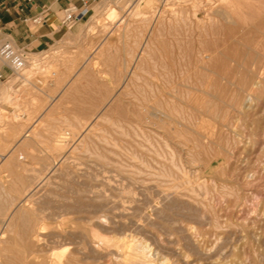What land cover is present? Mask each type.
I'll list each match as a JSON object with an SVG mask.
<instances>
[{
  "label": "rangeland",
  "instance_id": "1",
  "mask_svg": "<svg viewBox=\"0 0 264 264\" xmlns=\"http://www.w3.org/2000/svg\"><path fill=\"white\" fill-rule=\"evenodd\" d=\"M111 1L93 3L86 19L70 30L63 27L60 20V35L47 47L35 50L23 45L30 60L35 62V69L27 65L20 77L12 76L7 82H0V138L4 141L12 135L11 129L18 130L15 135L18 137L10 139L11 143L5 149L0 142V154L6 158L15 147L19 149L27 144L20 162L30 163L25 170H17L16 175H21L19 178L0 167V180L5 183V188H9V193H13L10 196L17 198L18 193L14 192L20 191L19 198L10 204L6 213L12 215L15 207L21 208L22 204L25 211L35 208L36 215L42 216L37 230H42L40 234L45 237L41 238L39 234L38 238L43 242L28 247L25 252L28 258L23 259L19 254L23 244L1 225L3 218L0 217V237L3 239V242L0 240L3 253L0 252V262L29 264L33 260L39 263L52 257L51 253L58 251V255H63L65 251L63 253L62 249H67L66 253L75 249L83 264H106V261L110 264L119 258L122 261L128 252L137 251L141 256V253H147L152 259L149 261L147 254L146 259L153 264L154 258L160 264H264V0H147L145 6L144 0L139 6L136 4L139 0H123L119 7ZM108 8H114V15L109 14ZM202 55L207 58L203 59ZM52 63L57 67L49 66ZM194 63L199 64L194 68ZM52 69L57 73L54 78ZM61 76L62 80H59ZM203 76L209 78L201 79ZM252 80L262 82V85L260 83L256 88L251 85ZM169 81L173 87L167 85ZM148 85L154 88L149 89ZM159 86L163 92L167 88L165 94L168 93L172 101H178L177 106H183V111H179L182 115L174 119V126L179 125L180 133L175 134L176 139L156 128L148 114L152 113ZM149 90H155L154 99ZM181 91L192 93H188L191 95L188 101V94ZM240 92L246 93H241L243 96L249 95L252 101L246 111L248 118L234 102L236 93L238 96ZM140 97H144L146 103L143 100L141 104ZM215 100H219L217 105ZM206 107L208 111L213 109L210 114ZM146 109L148 112H144ZM199 117L205 120L200 118L199 121ZM181 119L189 122L186 121V125ZM195 122L210 124L209 127L203 125L204 130ZM207 129L209 133L206 135L203 131ZM63 131H69L68 140L61 143V150L51 151L50 145ZM83 144H86L84 149ZM98 152L102 157L97 156ZM95 154L97 158L93 156ZM165 167L171 171L163 169ZM99 189L104 193L101 190L97 193ZM76 191L81 194H75ZM0 204L4 206V203ZM58 206H63L66 213ZM70 206H82L86 211L74 214L67 211ZM99 214L105 217H99ZM46 216L50 218L46 219ZM75 218H78L76 222L73 221ZM85 224H91L92 235H97L94 238L99 242L93 245L94 251L88 255H82L79 250L84 242L80 228ZM22 225L19 222L15 230H22ZM104 235L108 239H103ZM114 235L119 238L115 236L113 240ZM121 236L123 246L119 244ZM105 238L112 243L109 251L102 249ZM109 238L115 241V247ZM134 239L142 242L135 245ZM143 242L147 248L143 247ZM135 247L139 250L134 251ZM3 249H7L5 257ZM107 252L115 253L110 256ZM137 255L134 261H139L140 255Z\"/></svg>",
  "mask_w": 264,
  "mask_h": 264
},
{
  "label": "bare ground",
  "instance_id": "2",
  "mask_svg": "<svg viewBox=\"0 0 264 264\" xmlns=\"http://www.w3.org/2000/svg\"><path fill=\"white\" fill-rule=\"evenodd\" d=\"M143 0H139L138 1V3H136L137 5L140 3V2H142ZM122 2H123V0H112L111 1V3H113L115 6L117 5H119V4H122ZM126 2V1H125ZM147 0H144V5L143 6H145L146 4H147ZM139 6V5H138ZM142 6V5H141ZM119 7V6H118ZM121 7H122V5H121ZM224 8V7H223ZM235 8V7H234ZM139 9V8H138ZM225 9H227V8H225ZM108 10L110 11V13L109 14H113L114 15V13L113 12H115L114 11V8L112 9V8H108ZM108 10H107V12H108ZM106 12V11H105ZM116 14V13H115ZM137 14V13H136ZM232 14H233V12H232ZM232 14H230V15H232ZM233 16H235V15H233ZM234 19H235V17H234ZM96 22V21H95ZM94 22V23H95ZM227 23V22H226ZM204 27V26H203ZM229 29V28H228ZM149 34V33H148ZM235 37V36H234ZM146 39V38H145ZM260 40V39H259ZM145 42V41H144ZM163 43V42H162ZM146 44H147V42H146ZM201 44V43H200ZM141 45V44H140ZM143 45H144V43H143ZM142 45V46H143ZM139 46V45H138ZM141 46V47H142ZM162 46V45H161ZM139 48V47H138ZM137 48V50H139ZM161 49H162V47H160ZM142 49H143V47H142ZM163 50H164V48H163ZM141 51V50H140ZM144 51V50H143ZM198 51V50H197ZM202 52H203V50H201ZM136 53V52H135ZM138 53H139V51H138ZM199 53V56H200V52H198ZM212 53V52H211ZM217 53V52H216ZM135 55H137V53L135 54ZM134 55V56H135ZM140 55H141V52H140ZM204 55V54H203ZM202 55V56H203ZM133 56V55H132ZM131 56V57H132ZM138 56V55H137ZM136 56V57H137ZM195 56H196V54H195ZM211 56V55H210ZM262 56V55H261ZM130 57V58H131ZM140 57V56H139ZM197 57V56H196ZM206 57V56H205ZM205 57L203 56L202 58L203 59H205ZM258 57V56H257ZM198 58V57H197ZM201 58V57H200ZM207 58V57H206ZM222 58V57H221ZM220 58V59H221ZM224 58V57H223ZM87 59H88V57H87ZM86 59V60H87ZM132 59H135V57H132ZM193 59V58H192ZM258 59H261V58H258ZM53 60V59H52ZM83 60V59H82ZM162 60V59H161ZM198 60V59H197ZM199 60H201V59H199ZM224 60V59H223ZM53 61H55V60H53ZM85 61V60H84ZM132 61V60H131ZM141 61V60H140ZM173 61V60H172ZM196 61V60H195ZM204 61V60H203ZM209 61V60H208ZM87 62V61H86ZM135 62H137L136 60H135ZM85 63V62H84ZM89 63H90V61H89ZM143 63V62H142ZM175 62H171L170 64L171 65H173ZM33 64H35V62L33 63L32 62V60H30L29 59V63L27 64V65H31L30 66V68H34V65ZM58 64V63H57ZM86 64V63H85ZM132 64V63H131ZM138 64V63H137ZM195 64V63H194ZM199 64V63H198ZM197 64V65H198ZM202 64H203V66H204V64L205 63H203L202 62ZM213 64V63H212ZM219 64V63H218ZM227 64V63H226ZM48 65V64H47ZM89 65H91V63L89 64ZM130 65V64H129ZM175 65V64H174ZM193 65V64H192ZM191 65V66H192ZM196 64L193 66L194 68H195V66H197ZM207 65V64H206ZM220 65H222V64H220ZM49 66H51V67H53V68H56L57 67V65L55 64V63H52L51 65H49ZM82 66V65H81ZM155 66V65H154ZM214 66H216V65H214ZM134 67V66H133ZM174 67V66H173ZM221 67V66H220ZM219 67V68H220ZM168 68V67H167ZM199 68V67H198ZM215 68V67H214ZM35 69V68H34ZM34 69H32V70H34ZM48 69V68H47ZM168 69H170V65H169V68ZM174 69H176L175 67H174ZM231 69V68H230ZM42 70V69H41ZM53 70V69H52ZM51 70V71H52ZM130 70H131V68H130ZM130 70H128V71H130ZM177 70V69H176ZM175 70V72H177ZM193 70V69H192ZM53 71H55V73L54 72H51V74L53 75V78H54V75L55 74H57L56 73V69L55 70H53ZM85 71V70H84ZM161 71V70H160ZM166 71V70H165ZM188 71V70H187ZM191 71V70H190ZM218 71V70H217ZM34 72H36V71H34ZM58 72V71H57ZM82 72V71H81ZM132 72V71H131ZM140 72H143V71H140ZM162 72V71H161ZM163 72H164V69H163ZM50 73V72H49ZM133 73V72H132ZM136 73V72H135ZM165 73V72H164ZM194 73V72H193ZM222 73V72H221ZM225 73V72H224ZM58 74H61V73H58ZM80 74V73H79ZM137 74V73H136ZM142 74H144V73H142ZM165 74H167V73H165ZM197 75H198V73H196ZM207 74V73H206ZM157 75H159V74H157ZM168 75V74H167ZM166 75V76H167ZM170 75V74H169ZM175 75V74H174ZM186 75V74H185ZM185 75H184V78H185ZM202 75V74H201ZM47 76V75H46ZM56 76V75H55ZM58 77H59V75H57ZM79 76V75H78ZM162 76V75H161ZM171 77H173V75H170ZM169 76V77H170ZM179 76H180V79H181V75L179 74ZM187 76H188V74H187ZM193 76V75H192ZM19 77H20V75H19ZM32 77V76H31ZM157 77V76H156ZM156 77H155V79H156ZM163 77H165V76H163ZM162 77V79L163 80H165V78H163ZM189 77V76H188ZM29 78V77H28ZM167 78H168V76H167ZM200 78V77H199ZM205 77L203 76V78L201 77V79H204ZM207 79L209 78V76H207L206 77ZM205 78V79H206ZM211 78V77H210ZM151 79V78H150ZM159 79V78H158ZM170 78H168L167 80H169ZM171 79H173V78H171ZM176 79H177V77H176ZM186 79V78H185ZM185 79H183V77H182V80L184 81ZM198 79V78H197ZM200 79V80H201ZM216 79V78H215ZM218 79V78H217ZM250 79V78H249ZM248 79V80H249ZM21 80H24V77H22L21 76ZM58 80V79H57ZM59 80H62V76H61V79L59 78ZM124 80V79H123ZM160 80V79H159ZM159 80H158V82L157 83H159ZM174 80V79H173ZM179 80V79H178ZM182 80H180L181 82H182ZM187 80V79H186ZM185 80V81H186ZM200 80H199V82H200ZM231 80V79H230ZM162 80H160V82H161ZM171 81V80H170ZM170 81L168 82V84L167 85H169V83H170ZM191 81V80H190ZM189 81V82H190ZM207 81V80H206ZM213 81V80H212ZM215 81V80H214ZM232 81V80H231ZM173 82V81H172ZM193 82V81H192ZM191 82V83H192ZM195 82V81H194ZM65 83V82H64ZM68 83V82H67ZM91 83V82H90ZM143 83V82H142ZM145 83H146V80H145ZM162 83V82H161ZM175 83V82H174ZM215 83V82H214ZM260 83H261V85H262V82H259V81H255V80H252L251 81V85H254L256 88L258 87L259 88V86H260ZM66 84V83H65ZM125 84V83H124ZM147 84V83H146ZM149 84V83H148ZM172 84V83H171ZM176 84V83H175ZM174 84V85H175ZM67 85V84H66ZM65 85V86H66ZM118 85V84H117ZM151 85V84H150ZM150 85H148V86H150ZM159 85V84H158ZM162 85V84H161ZM164 85V84H163ZM195 86H196V84H194ZM219 85H221V84H219ZM140 86V85H139ZM148 86H146V87H148ZM157 86V85H156ZM166 86V85H165ZM170 86V85H169ZM172 86V85H171ZM170 86V87H171ZM189 86H191V85H189ZM200 86V85H199ZM203 87L202 88H204V85H202ZM229 86V85H228ZM128 87V86H127ZM137 87V86H136ZM140 87H142V86H140ZM151 87V86H150ZM149 87V89H153L152 87L150 88ZM168 87V86H167ZM173 87V86H172ZM177 87H178V85H177ZM206 87H207V85H206ZM227 87V86H226ZM230 87V86H229ZM143 88V87H142ZM169 88V87H168ZM212 88V87H211ZM220 88V87H219ZM98 89V88H97ZM134 89V88H133ZM157 89H158V87H157ZM163 89H164V87H163ZM166 90H165V92L167 91V88H165ZM189 89V88H188ZM187 89V90H188ZM193 89H194V87H193ZM200 89V88H199ZM209 89V88H208ZM213 89H214V87H213ZM156 90V89H155ZM155 90H153V91H155ZM175 90V89H174ZM189 90H191V89H189ZM203 90V89H202ZM225 90V89H224ZM140 91H142V90H140ZM145 91V90H144ZM153 91L152 90H149V92H151V93H153ZM157 91V90H156ZM164 91V90H163ZM162 91V87H160L159 86V89H158V91H157V96H155V100H154V102H153V105L154 106H152V113L150 114V113H148L151 117H150V120H153V121H151L152 122V124H154L155 126H157L156 128H160L159 130H161L162 131V133L164 132L165 134H167V135H173V139H176L178 136H176L177 135V133H179V125H178V129L174 126L175 125V122H174V119H175V117H176V119H178L177 117H178V115L180 114V113H182V111H183V106L182 107H179V106H177L179 103H177V105L175 104L176 102H178V101H175L174 102V100L172 101V99L170 98V95H168V93H166L165 94V92H163ZM168 91H170L171 93L173 92V91H171V90H168ZM208 90L206 89V92H207ZM220 91H222V89H220ZM137 92V91H136ZM148 92V93H149ZM181 92H185V91H181ZM190 92V91H189ZM188 92V93H189ZM118 93V92H117ZM138 93H140V92H138ZM143 93V92H142ZM147 93V94H148ZM175 93H177V92H175ZM185 93H187V92H185ZM187 93V94H188ZM242 92H240L239 93V95L237 96V93H236V101H234V99H232L234 102H235V104H236V107H238L240 110H242V113L243 114H245V116H246V111L248 110V108H249V103L250 102H252L251 101V99H250V97H248V96H243L242 94H246V93H242ZM44 94V93H43ZM104 94V93H103ZM111 94V93H110ZM147 94H146V96H147ZM154 94H156V93H153V99H154ZM172 94H174V93H172ZM181 94V93H180ZM186 94V95H187ZM189 94H192V93H189ZM188 94V99H187V101L189 100V97L191 96V95H189ZM195 94V93H194ZM218 94V93H217ZM240 94L242 95V96H240ZM140 95H141V93H140ZM139 95V96H140ZM174 95H176V94H174ZM185 95V94H184ZM186 95H185V97H186ZM203 94H201V96H202ZM206 95V94H205ZM223 95V94H222ZM225 95V94H224ZM232 95V94H231ZM258 95V94H257ZM107 96V95H106ZM144 96V95H143ZM150 96V95H149ZM183 96V95H182ZM201 96H199V98L201 97ZM142 97V96H141ZM140 97V98H141ZM181 97V96H180ZM185 97H182V98H185ZM193 97V96H192ZM196 97V96H195ZM194 97V98H195ZM219 97H221V96H219ZM218 97V98H219ZM137 98V97H136ZM181 98V99H182ZM197 98V97H196ZM198 98V99H199ZM207 98V97H206ZM218 98H216V99H218ZM51 99V98H50ZM139 99V98H138ZM153 99H152V101H153ZM204 99V98H203ZM210 98H208V100H209ZM52 100V99H51ZM144 100V102L146 101L145 100V98L143 97V99L141 98V104H142V101ZM151 100V99H150ZM149 100V101H150ZM191 100H192V98H191ZM205 100H207V99H204V101ZM53 101V100H52ZM137 101V100H136ZM139 101H140V99H139ZM216 101V100H215ZM214 101V102H215ZM116 102V101H115ZM202 101H200L199 103H201ZM209 102H211V101H209ZM213 102V103H214ZM218 102H219V100H218ZM217 101H216V104L215 105H217V103H218ZM146 103V102H145ZM152 102L150 101V105H152L151 104ZM194 103V102H193ZM206 103V102H205ZM204 103V104H205ZM233 103V102H232ZM203 104V105H204ZM207 105H208V103H206ZM118 105V104H117ZM182 104H180V106H181ZM193 105V104H192ZM195 105H196V102H195ZM206 105V106H207ZM116 106V104L114 105V107ZM145 106V105H144ZM185 106H187V105H185ZM210 106V105H209ZM219 106V105H218ZM133 107V106H132ZM148 107V106H147ZM205 107V106H204ZM208 107V106H207ZM205 108L206 110L208 109V108ZM213 107V106H212ZM220 107V106H219ZM218 107V108H219ZM106 108V107H105ZM122 108V107H121ZM120 108V109H121ZM130 108V107H129ZM142 108V107H141ZM182 108V109H181ZM185 108V107H184ZM211 108V107H210ZM143 109V108H142ZM150 109V108H149ZM188 109V108H187ZM202 109V108H201ZM212 109V108H211ZM180 110H182L181 112H179ZM185 111H186V109H184ZM213 110V109H212ZM211 110V111H212ZM250 110V109H249ZM132 111V110H131ZM147 111V109L146 110H144V112H146ZM210 111V110H209ZM209 111L207 110V112H208V114H210L209 113ZM210 111V112H211ZM148 112V111H147ZM198 112V111H197ZM204 112V111H203ZM215 112V111H214ZM240 112V111H239ZM249 112V111H248ZM142 113V112H141ZM186 113V112H185ZM184 114V113H183ZM206 114V113H205ZM248 114H250V113H248ZM99 115V114H98ZM122 115V114H121ZM129 115V114H128ZM135 115V114H134ZM133 115V116H134ZM136 115H137V113H136ZM147 115V114H146ZM180 115H182V114H180ZM187 115V114H186ZM198 115V114H197ZM201 115V114H200ZM199 115V116H200ZM143 116V115H142ZM191 116H193V114L191 115ZM195 116V115H194ZM202 116V115H201ZM231 116V115H230ZM239 116V115H238ZM135 117V116H134ZM134 117H133V119H134ZM136 117H138V115L136 116ZM147 117V116H146ZM180 117V116H179ZM186 116H184V118H185ZM203 117V116H202ZM202 117H199V121H200V118H201V120H202ZM247 117V116H246ZM96 118V117H95ZM94 118V119H95ZM152 118V119H151ZM183 118V119H184ZM190 118V117H189ZM194 118V117H193ZM196 118V117H195ZM248 118V117H247ZM143 119V118H142ZM146 119V118H145ZM149 120V121H150ZM186 120V119H185ZM191 120V119H190ZM203 120H205V118L203 119ZM202 120V121H203ZM206 120H209V119H206ZM88 121V120H87ZM108 121H110V120H108ZM180 121V120H179ZM181 121H183L182 119H181ZM186 121H188L189 122V120H186ZM185 121V122H186ZM86 122V121H85ZM145 122V121H144ZM184 122V121H183ZM182 122V123H183ZM184 122V124H186ZM187 122V123H188ZM91 123V122H90ZM180 123V122H179ZM178 123V124H179ZM196 123V122H195ZM194 123V124H195ZM208 123V122H207ZM239 123V122H238ZM126 124V123H125ZM196 124H199L200 126H202V128H203V125H205L206 124V122H204V124L203 125H201L200 124V122L199 123H196ZM209 124H210V122H209ZM208 124V125H209ZM90 125V124H89ZM173 125V126H172ZM187 125V124H186ZM190 125V124H189ZM199 125H197L196 127H198ZM207 125V124H206ZM207 125V126H208ZM239 125V124H238ZM22 125H20V127H21ZM85 126H86V124H85ZM87 126H88V124H87ZM153 126V125H152ZM177 126V125H176ZM254 126V125H253ZM66 127V126H65ZM70 127H71V125H70ZM82 127V126H81ZM137 127V126H136ZM193 127V125H191V128ZM195 127V126H194ZM193 127V128H194ZM206 127V126H205ZM209 127V126H208ZM19 128V127H18ZM22 128V127H21ZM56 128V127H55ZM88 128V127H87ZM20 129V128H19ZM71 129H73L72 127H71ZM183 128L181 127V129L180 130H182ZM195 129V128H194ZM204 129V128H203ZM202 129V130H203ZM66 130V129H65ZM83 130H84V128H83ZM190 130H192V129H190ZM197 130H198V128H197ZM199 130H200V128H199ZM205 130V129H204ZM213 130H214V128H213ZM218 130V129H217ZM233 130V129H232ZM61 131V130H60ZM185 131H187V130H185ZM207 131H208V129H207ZM205 132V131H203L205 134L206 133H209V131L208 132ZM215 131H216V129H215ZM241 131V130H240ZM18 132V130H17V128H13V129H11V136L9 135L8 137H6L5 138V140L3 141L1 138H0V142H1V145H2V148L3 149H5L10 143H11V140L13 139V137H15V135H16V133ZM69 132V131H68ZM68 132H66V131H63V133L62 134H57V136L56 135H54V136H56L55 138H56V140H54L55 141V143L54 144H52V145H50V147H49V149H52L51 151H53V150H61V148H62V142H64V140L65 139H67L68 140V136H69V133ZM182 132H184V131H182ZM190 135H191V133H190V131H187ZM186 132V133H187ZM194 132V131H193ZM199 132H201V130L199 131ZM210 132H211V130H210ZM58 133V132H57ZM185 133V134H186ZM188 133H187V135L185 136L186 137V139H188L187 137H188ZM202 133V132H201ZM72 134V133H71ZM134 134H136V133H134ZM176 134V135H175ZM180 134V133H179ZM181 134H183V133H181ZM221 134V133H220ZM72 135H74V134H72ZM127 135V134H126ZM164 135V134H163ZM184 135V134H183ZM183 135H180V136H183ZM189 135V136H190ZM207 135V134H206ZM214 135V134H213ZM53 136V135H52ZM53 136V137H54ZM95 136V135H94ZM165 136V135H164ZM174 136H176V137H174ZM179 136V137H180ZM200 136V135H199ZM208 136H210V135H208ZM219 136V135H218ZM2 137V136H1ZM16 137H18V136H16ZM15 137V138H16ZM23 137H28V138H30L28 135H24ZM34 137V136H33ZM144 137V136H143ZM171 137V136H170ZM184 137V136H183ZM191 137H193V136H191ZM21 138V137H20ZM35 138H37V136L35 137ZM54 138V139H55ZM159 138H160V136H159ZM161 138H162V135H161ZM164 138V137H163ZM167 138V137H166ZM195 138V137H194ZM11 139V140H10ZM31 139V138H30ZM103 139V138H102ZM178 139H180V138H178ZM182 139V138H181ZM180 139V140H181ZM191 141H192V139L191 138H189ZM196 139V138H195ZM194 139V140H195ZM218 139H220V137L218 138ZM2 140V141H1ZM14 140V139H13ZM20 140V139H19ZM162 140V139H161ZM161 140H160V142H161ZM189 140V141H190ZM236 140V139H235ZM79 141V140H78ZM85 141V140H84ZM164 142H165V140H163ZM177 141V140H176ZM186 141H188V140H186ZM188 141V142H189ZM18 142V141H17ZM30 142V141H29ZM164 142H162V143H164ZM178 143H179V141H177ZM176 142V143H177ZM194 143H195V141H193ZM65 143H66V141H65ZM85 143V142H84ZM113 143V142H112ZM167 143V142H166ZM166 143H164V144H166ZM181 143L183 144V142L181 141ZM191 144H192V142H190ZM193 143V144H194ZM218 143V142H217ZM67 144V143H66ZM82 144V143H81ZM135 144V143H134ZM187 144V143H186ZM86 145V144H85ZM84 144H83V149L84 148H86V147H84L85 146ZM88 145V144H87ZM137 145V144H136ZM28 145L27 144H24L23 145V147H21V148H19V149H17V147H15V150H12V151H10L9 152V154L6 156V158H5V155H1L0 154V156H1V158H0V161H1V163H0V167L2 166V168H4L5 170H9V174H13L14 175V177H16L17 175H16V172H17V170H25V168H27V166H30L29 164H24L23 162H20L21 161V159H23V157L22 156H20L22 153L23 154H25V150H26V147H27ZM82 146V145H81ZM1 147V146H0ZM165 147V146H164ZM166 147H167V145H166ZM165 147V148H166ZM185 147V146H184ZM199 148H201V147H203L204 148V146L202 145L201 147L200 146H198ZM206 147V146H205ZM64 148V147H63ZM142 148V147H141ZM145 148V147H144ZM17 149V150H16ZM213 149V148H212ZM220 150V149H219ZM97 151H99V150H97ZM171 151V150H170ZM202 151H204V150H202ZM81 152V151H80ZM94 152L95 151H93V154H94ZM28 153V152H27ZM92 153V152H91ZM158 153V152H157ZM29 154V153H28ZM99 152H98V155L97 156H99ZM103 154V153H102ZM170 154V153H169ZM101 155V154H100ZM2 156H4V157H2ZM30 156V155H29ZM94 157H96V154L95 155H93ZM104 156V155H103ZM101 157H102V155H101ZM97 158V157H96ZM165 159V158H164ZM95 160V159H94ZM144 162V161H143ZM169 162H171V161H169ZM155 163V162H154ZM84 166V165H83ZM166 166V165H165ZM163 167V166H162ZM53 169H55V168H53ZM64 169V168H63ZM65 169H67V168H65ZM136 169V168H135ZM163 169H166V167L165 168H163ZM162 169V171H165V170H163ZM68 170V169H67ZM118 170V169H117ZM168 170V167H167V169H166V171ZM27 171V170H26ZM65 171V170H64ZM69 171V170H68ZM165 171V172H166ZM169 171H171L170 169L168 170V172ZM50 172V171H49ZM168 172L165 174L164 172L162 173L163 175L165 174V175H167L168 174ZM20 173V172H19ZM22 173V172H21ZM63 173V172H62ZM68 173V172H67ZM160 173V172H159ZM159 173L157 174V175H159ZM38 174V173H37ZM161 174V173H160ZM161 174V175H162ZM65 175V174H64ZM69 175H70V173H69ZM68 175V176H69ZM161 175H159V176H161ZM170 176H172L171 175V173L169 174ZM238 175V174H237ZM236 175V176H237ZM243 175V174H242ZM67 176V177H68ZM18 178L19 177H21V175L19 176H17ZM161 177H163V176H161ZM235 177V176H234ZM249 177V176H248ZM18 178H16V179H18ZM28 178V177H27ZM164 178V177H163ZM167 178V177H166ZM169 178V177H168ZM167 178V179H168ZM238 178V177H237ZM14 179V178H13ZM15 179V180H16ZM35 179H36V177H35ZM169 179H171V178H169ZM175 179V178H174ZM31 181H32V179H30ZM34 180V179H33ZM237 180V179H236ZM20 181V180H19ZM142 181V180H141ZM168 182H169V180H168ZM187 182V181H186ZM202 182V181H201ZM21 184V183H20ZM30 184V183H29ZM38 184V183H37ZM36 184V185H37ZM40 184V183H39ZM248 184V183H247ZM23 185V184H22ZM25 185V184H24ZM24 185L22 186V187H24ZM34 185V184H33ZM88 185H89V183H88ZM104 185V184H103ZM13 186V185H12ZM15 186V185H14ZM13 186V187H14ZM29 185H27L26 187H28ZM32 186V185H31ZM167 187H168V185H166ZM249 187V186H248ZM15 188V187H14ZM13 188V189H14ZM71 188H72V186H71ZM70 188V189H71ZM9 188H5V183L3 184V182L0 180V202L1 203H4V206L3 205H1L0 204V217L1 218H3V221H2V226H4V227H6V228H8V229H6L8 232L10 231L12 234H13V236L17 239L18 238V240H19V242L21 243V244H23V250H22V252L21 253H19L20 254V256L24 259H26V255H25V252H26V250L28 249V247H30V246H32V248H33V245L35 244V243H39V241L40 242H43V241H41L38 237H40L41 236V232L40 231H42V230H40V231H38L37 230V226L40 224V222L42 221V220H40V218L42 217H38L37 215H36V213L37 212H34L35 210V208L33 209V210H31L30 208H28V210L27 211H25L23 208V206H24V204H22V207L21 208H19V207H15V210H13V213H12V215H10V214H7L6 213V211L8 210V208H9V206H10V204L12 205L16 200H17V198H19V196H18V194H19V192L18 191H15L14 193H18L17 195H15V196H17V198L16 197H13L12 195L10 196V193L11 194H13L12 192H10L9 193V190H8ZM17 190H19V188H16ZM26 189V188H25ZM30 188H28V190H29ZM85 189V188H84ZM98 189V188H97ZM101 189H103V188H101ZM101 189H99L98 191H97V193H100L99 191L101 190ZM126 189V188H125ZM15 190V189H14ZM14 190H12V191H14ZM23 190H24V188H23ZM22 190V191H23ZM105 190V189H104ZM127 190V189H126ZM125 190V191H126ZM230 190V189H229ZM25 191V190H24ZM33 191V190H32ZM71 191V190H70ZM74 191V190H73ZM124 190H123V192H125ZM82 193H83V191H81ZM101 192H103L102 190H101ZM119 192H122V190H120ZM230 192V191H229ZM25 193V192H24ZM81 194L80 193V191H76L75 192V194ZM88 194H90L89 192H87ZM95 193H96V191H95ZM104 193V192H103ZM126 194L128 195L129 193H127L126 192ZM131 194V193H130ZM2 195L3 196H5V197H3L2 198ZM32 195V194H31ZM74 195V194H73ZM97 195H99V194H97ZM132 195V194H131ZM241 195V194H240ZM23 196V195H22ZM90 196V195H89ZM102 196V195H101ZM103 196L105 197V196H107V195H104L103 194ZM129 196V195H128ZM29 197V196H28ZM32 197V196H31ZM64 197V196H63ZM83 197V196H82ZM88 197V196H87ZM94 197V196H93ZM186 197V196H185ZM66 199H69V198H67V197H65ZM74 198V197H73ZM100 198V197H99ZM103 198V197H102ZM108 198V197H107ZM111 198V197H110ZM158 198V197H157ZM31 199V198H30ZM103 199H105V198H103ZM102 199V200H103ZM187 199H189V198H187ZM234 199V198H233ZM72 200V199H71ZM70 200V201H71ZM99 200H101V199H99ZM46 201V200H45ZM64 201V200H63ZM68 201V200H67ZM113 201H115L116 202V200H113ZM29 202V201H28ZM50 202V201H49ZM107 202V201H106ZM121 202V201H120ZM142 202V201H141ZM75 203V202H74ZM44 204V203H43ZM46 204H47V202H46ZM79 204V203H78ZM82 204V203H81ZM81 204H79V205H81ZM104 204V203H103ZM107 204V203H106ZM106 204H105V206H106ZM110 204H111V202H110ZM145 204V203H144ZM147 204V203H146ZM209 204V203H208ZM77 205V204H76ZM39 206H41L40 204H39ZM44 206V205H43ZM86 206V205H85ZM84 206V207H85ZM91 206V205H90ZM90 206H89V208H90ZM101 206H103L102 205V203H101ZM103 207V208H106V207H109V205L108 206H106V207ZM12 207V206H11ZM59 207V206H58ZM60 207H63V206H60ZM59 207V208H60ZM88 207V206H87ZM98 207V206H97ZM97 207H95L94 209H97ZM100 207V206H99ZM172 207V206H171ZM64 208V207H63ZM86 208V207H85ZM36 209H39V207L38 208H36ZM87 209V208H86ZM106 209H108V208H106ZM60 210V209H59ZM64 210H65V208H64ZM68 210H71V213H74V214H80V213H82V212H84V211H86L82 206H70V208L69 209H67V211ZM100 210V209H99ZM45 211V210H44ZM61 211V210H60ZM101 211V210H100ZM98 212V213H101V212ZM120 211H121V209H120ZM161 211V210H160ZM92 212H93V208H92ZM96 212V211H95ZM124 212V211H123ZM122 212V213H123ZM212 212V211H211ZM65 213H66V210H65ZM110 213V212H109ZM118 213V212H117ZM121 213V214H122ZM136 213V212H135ZM139 213H141V212H139ZM199 213V212H198ZM61 214V213H60ZM108 214V213H107ZM163 214V213H162ZM39 215H40V213H39ZM90 216H91V211H90V214H89ZM103 215H104V213H103ZM103 215L101 216V214H99V217H103ZM70 216V215H69ZM76 216V215H75ZM81 216V218H83L82 217V215H80ZM110 216H112V215H110ZM184 216V215H183ZM53 217H54V215H53ZM94 217H97V215L96 216H94ZM105 217V216H104ZM103 217V218H104ZM127 217V216H126ZM45 218V217H44ZM43 218V219H44ZM48 218V216H46V219ZM49 218H50V216H49ZM48 218V219H49ZM73 218H74V216H73ZM87 218V217H86ZM89 218V217H88ZM92 218V217H91ZM90 218V219H91ZM54 219V218H53ZM84 219H85V217H84ZM106 219V218H105ZM104 219V220H105ZM45 220V219H44ZM71 219H69V221H70ZM75 220H78V218H75L73 221H75ZM86 220V219H85ZM89 220V219H88ZM116 220V219H115ZM134 220H136V219H134ZM58 221H59V219H58ZM87 221V220H86ZM102 221H103V219H102ZM105 221H107V220H105ZM21 223V224H23L22 226H23V228H22V230H15V229H17V228H15L16 226H17V224L18 223ZM53 222V221H52ZM76 222V221H75ZM82 222V221H81ZM55 223V222H54ZM84 223V222H83ZM107 223H109V222H107ZM45 224V226H47V224L48 223H44ZM112 224H114V223H112ZM146 224V223H145ZM49 225V224H48ZM51 225V224H50ZM55 225V224H54ZM87 224H85L84 226H82L81 228H80V235H82L83 236V238H84V242L80 245V249L79 248H77V250L79 249L80 251H81V253H82V255H88V253H90L91 251H94V249H93V245H97V240L94 238V237H96L97 235H96V232H95V235L96 236H94V235H92V232H91V228H90V226H91V224H88V226H86ZM117 225V224H116ZM60 226V225H59ZM41 227H43V225L41 226ZM70 227V226H69ZM100 227H102L101 225H100ZM124 227V226H123ZM56 228V227H55ZM78 228V227H77ZM10 229V230H9ZM52 229V228H51ZM58 229V228H57ZM5 230V231H6ZM98 230V229H97ZM135 230V229H134ZM138 230V229H137ZM4 232V230H1V232ZM6 231V232H7ZM64 231V230H63ZM99 231V230H98ZM126 231V230H125ZM2 232V233H3ZM9 232V233H10ZM43 232V231H42ZM67 232V231H66ZM10 233V234H11ZM123 233V232H122ZM39 234H40V236H39ZM69 234V233H68ZM147 234V233H146ZM1 235V234H0ZM44 235V234H43ZM47 235V234H46ZM54 236V235H53ZM52 236V237H53ZM66 237H68L67 235H65ZM116 235H114L113 237H111V238H113V240H114V237H115ZM125 236V238L127 237L126 235H124ZM130 236V235H129ZM132 237H133V235H131ZM192 236V235H191ZM7 237V236H6ZM44 237V236H43ZM42 236H41V238H43ZM50 237V236H49ZM49 237H47V238H49ZM55 237V236H54ZM53 237V238H54ZM56 237H58L57 236V234H56ZM79 237V236H78ZM98 237V236H97ZM104 237H106L105 235L104 236H102V238L104 239ZM117 237V236H116ZM115 237V238H116ZM45 238V237H44ZM69 238V237H68ZM107 239H108V236L106 237ZM105 238V240H104V242L102 241V243H101V241H100V243L103 245V248L102 249H107L108 250V248H110V244H112V243H108V241H107V239ZM111 238H109L110 240H111ZM117 238H119V236L117 237ZM122 236H121V239L119 240V239H116L117 240V242H118V240H119V244H120V246H123L124 244H122L121 242H123V240H122ZM130 238V237H129ZM6 239H9V238H6ZM5 238H4V240H6ZM70 239V238H69ZM76 239V238H75ZM79 239V238H78ZM139 239V238H138ZM0 240L3 242V239H1V237H0ZM14 240V239H13ZM17 240V241H18ZM43 240H47V239H43ZM49 240V242H50V239H48ZM59 240V239H58ZM68 240V239H67ZM77 240V239H76ZM100 240V239H99ZM127 240V239H126ZM0 241V242H1ZM15 241V240H14ZM60 241V240H59ZM65 241V240H64ZM72 241V240H71ZM96 241V242H95ZM109 244V246H108V244L106 243V242ZM112 241V240H111ZM121 241V242H120ZM133 241V240H132ZM134 241H136V239H134ZM133 241V242H134ZM45 242V241H44ZM113 242V241H112ZM116 242V243H117ZM133 242H131V244L133 243ZM137 242L138 243H141L140 241H136V243H135V245L137 244ZM191 242V241H190ZM16 243V242H15ZM53 243H54V241H53ZM67 243V242H66ZM69 243V242H68ZM71 243V242H70ZM70 243H69V245H70ZM99 243V242H98ZM124 243V242H123ZM144 244H145V242H143ZM143 243H142V246H143ZM19 244V243H18ZM41 244H43V243H41ZM50 244H51V242H50ZM56 244V243H55ZM60 244V243H59ZM58 244V245H59ZM76 244V243H75ZM122 244V245H121ZM130 244V243H129ZM15 245V244H14ZM52 245V244H51ZM65 245V244H64ZM72 245V244H71ZM74 245V244H73ZM100 245V244H99ZM98 245V246H99ZM114 245H116L115 244V241L113 242V247H115ZM117 245H118V243H117ZM133 245V246H132ZM132 245H130V246H132V248L131 249H133V247H134V244H132ZM139 245V244H138ZM22 246V245H21ZM37 246V245H36ZM40 246V245H39ZM57 246V245H56ZM62 246V245H61ZM77 246V245H76ZM101 246V245H100ZM119 246V245H118ZM118 246H116V250H117V248H118ZM119 246V247H120ZM127 246V245H126ZM130 246L129 247H127V248H130ZM141 246V245H140ZM140 246H137V247H140ZM148 246V245H147ZM147 246H146V244H145V246H143V247H146L147 248ZM150 246V245H149ZM65 247V246H64ZM96 247V246H95ZM137 247H135L134 248V251H137ZM58 248H59V246H58ZM63 248V247H62ZM62 248H59V249H62ZM70 248V247H69ZM68 248V249H69ZM101 248V247H100ZM99 248V249H100ZM111 248H112V246H111ZM123 248V247H122ZM125 248V247H124ZM145 248V250H147ZM150 248V247H149ZM70 249H72V247L70 248ZM101 249V250H102ZM141 249H142V247H141ZM141 249H140V251H141ZM4 250V249H3ZM2 250V251H3ZM7 250V249H6ZM6 250H4V252L6 251ZM10 251H11V249H9ZM46 250V249H45ZM44 250V251H45ZM50 250V249H49ZM48 250V251H49ZM56 250H58L57 248H56ZM56 250H55V252H56ZM67 250V249H66ZM66 250L64 249H62V251H63V253H64V251H65V254H60V255H58V251L54 254V253H51L52 255V257H50V258H48V259H46V260H42V262H39V263H35L33 260H31L30 261V263L29 264H83L82 262H81V260L78 258V256L76 255V250L75 249H73L72 251H69V252H67L66 253ZM119 250H121V249H119ZM127 250V249H126ZM139 250V249H138ZM151 250V249H150ZM34 250H32L31 252H33ZM40 251H42V249H40ZM51 251H53L54 252V250H51ZM109 251V250H108ZM115 251V250H114ZM118 251V250H117ZM122 251H123V249H122ZM130 251H132V250H130ZM142 251H144V249L142 250ZM141 251V252H142ZM201 251V250H200ZM1 252V251H0ZM16 252V251H15ZM35 252H39V251H35ZM61 251L59 250V253H60ZM78 252V251H77ZM149 252V251H148ZM151 252V251H150ZM208 252V251H207ZM2 253V252H1ZM12 253V252H11ZM40 253V252H39ZM42 253H44L43 251H42ZM46 253V252H45ZM112 253L113 252H107V254L108 255H112ZM115 253V252H114ZM113 253V254H114ZM118 253H121V252H119L118 251ZM118 253H116V254H118ZM3 254V253H2ZM16 254V253H15ZM47 254H48V252H47ZM99 254V253H98ZM135 254H138L137 256H139L140 254H139V251H137V253H133V252H128L125 256H124V254H122L123 256H124V258H122L121 260L122 261H120V258H119V261H117V262H109L110 264H136L135 262H139L138 264H141L140 262H143V263H146L147 262V264L149 263L148 262V254H147V259H146V254H143V253H141L142 254V256L140 255V257H139V261H137V260H135L134 261V259H136L135 258ZM156 254V253H155ZM5 255H6V252L4 253V257H5ZM9 255V254H8ZM39 255V254H38ZM119 255V254H118ZM153 255V254H152ZM12 256V255H11ZM17 256V255H16ZM26 256V257H25ZM113 256V255H112ZM115 256V255H114ZM136 256V257H137ZM156 256V255H155ZM2 257V256H1ZM20 257V258H21ZM86 257V256H85ZM96 257V256H95ZM117 257H119V256H117ZM162 257V256H161ZM3 258V257H2ZM13 258H15V257H13ZM20 258H19V260H20ZM28 258V257H27ZM36 258V257H35ZM41 258V257H40ZM39 258V259H40ZM83 258V257H82ZM98 258V257H97ZM105 258V257H104ZM151 258V257H150ZM150 258H149V261H150ZM6 259V258H5ZM4 259V260H5ZM10 259H12V258H10ZM17 259V258H16ZM37 259V258H36ZM95 259V258H94ZM99 260L101 259V258H98ZM111 259V258H110ZM117 260H118V258H116ZM152 259V258H151ZM35 260V259H34ZM95 260H97V259H95ZM111 260H113V259H111ZM157 260V259H156ZM156 260H155V258H154V260H153V262L155 263V264H158V263H156ZM18 261V260H17ZM26 261V260H25ZM37 261V260H36ZM85 261V260H84ZM98 261V260H97ZM106 261V260H105ZM115 261V260H114ZM152 261V260H151ZM164 261V260H163ZM199 261V260H198ZM240 261V260H239ZM8 262V261H7ZM231 262V261H230ZM12 263V262H11ZM20 263V262H19ZM21 263H23V262H21ZM26 263V262H25ZM25 263H23V264H25ZM96 263V262H95ZM97 263H99V262H97ZM102 263V262H101ZM106 264H107V261L105 262ZM142 263V264H143ZM166 263V262H165ZM0 264H5V262L4 263H2V262H0ZM85 264V263H84ZM149 264H153V263H149ZM160 264V263H159ZM199 264V263H198Z\"/></svg>",
  "mask_w": 264,
  "mask_h": 264
},
{
  "label": "crops",
  "instance_id": "3",
  "mask_svg": "<svg viewBox=\"0 0 264 264\" xmlns=\"http://www.w3.org/2000/svg\"><path fill=\"white\" fill-rule=\"evenodd\" d=\"M81 0H0V33L20 47L43 49L60 35L62 10L67 4L79 6ZM61 12V16L58 13ZM38 18L39 21L33 20Z\"/></svg>",
  "mask_w": 264,
  "mask_h": 264
},
{
  "label": "built area",
  "instance_id": "4",
  "mask_svg": "<svg viewBox=\"0 0 264 264\" xmlns=\"http://www.w3.org/2000/svg\"><path fill=\"white\" fill-rule=\"evenodd\" d=\"M32 3L33 0H19ZM98 0H81L79 6L67 4L62 10L61 25L70 30L75 24L86 19L91 6ZM39 21L38 18L33 20ZM30 55L11 38L0 33V82H7L10 77L19 76L29 63Z\"/></svg>",
  "mask_w": 264,
  "mask_h": 264
}]
</instances>
